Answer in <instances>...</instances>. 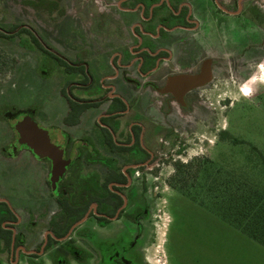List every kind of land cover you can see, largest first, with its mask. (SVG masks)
Wrapping results in <instances>:
<instances>
[{
	"label": "flooded vegetation",
	"instance_id": "1",
	"mask_svg": "<svg viewBox=\"0 0 264 264\" xmlns=\"http://www.w3.org/2000/svg\"><path fill=\"white\" fill-rule=\"evenodd\" d=\"M42 2L61 9L60 0H35L33 7ZM70 16L81 37L70 59L77 56L72 63L81 72L65 70V58L59 60L60 69L74 79L59 90L68 105L61 126H45L51 142L62 148L64 168L53 182L52 161L22 144L10 126L13 141L0 153L9 159L6 149L18 138L12 156L38 159L44 189L41 208L24 216L0 196V264H6L5 255L10 264L22 258L43 264V257L48 264H147L137 243L147 210L141 205L127 210L137 199L133 184L147 183L165 163L179 164L175 158L197 140L199 124L213 128V87L227 78L246 83L244 57L254 62L264 53V43L230 48L229 34L238 35L246 21L264 26V12L254 0H80L77 13H64L61 21ZM18 27L27 28L37 44L40 34ZM17 29L0 32L12 35ZM205 66V80L187 81ZM170 78L179 80L174 91L165 92ZM17 111L4 119L24 121L25 113ZM27 114L43 129L34 114ZM218 133L222 138L224 132ZM19 152L23 155L16 157ZM77 208L66 229L55 224V230L41 231L45 221H58ZM121 219L135 226V235L126 227L102 233Z\"/></svg>",
	"mask_w": 264,
	"mask_h": 264
},
{
	"label": "rangeland",
	"instance_id": "2",
	"mask_svg": "<svg viewBox=\"0 0 264 264\" xmlns=\"http://www.w3.org/2000/svg\"><path fill=\"white\" fill-rule=\"evenodd\" d=\"M33 1L0 0L1 31L27 26L40 34L37 44L26 34L0 37V107L34 114L38 126L50 131L45 126H61L68 107L59 90L74 79L73 73L60 69L59 60L65 58V70L81 72L72 63L77 56L70 59V55L77 54L81 39L77 22L74 16L61 21L64 13H77L80 0H60L59 11L44 2L37 3L36 10ZM254 1L264 12V0ZM262 25L241 23L238 35L229 34L230 48L239 44L254 47L255 43L260 48L264 43ZM82 40H89L88 35L83 34ZM34 44L45 51L35 52ZM244 60L246 83L227 78L211 90L210 100L217 112L213 128L199 124L197 140L192 141L186 154L175 158L179 164L165 163L148 175L147 183L133 184L137 199L127 210L135 205L147 210L137 238L147 264H264V248L233 225L234 211L229 212V222L224 220L221 208L229 200L233 207L234 200L264 197V53L254 62L249 56ZM224 99L225 105L221 103ZM10 126V121L0 120V148L13 141ZM218 132H224V138H218ZM19 145L15 138L6 149L9 159L0 153V196L24 216L27 211L36 213L41 208L38 197L44 185L37 158L12 156ZM78 213V208L69 209L58 221H45L41 231L55 230V224L66 229ZM121 227L136 234L135 226L124 219L102 233L109 235ZM6 257V264H10ZM41 260L48 264L44 257ZM18 264H26L25 259Z\"/></svg>",
	"mask_w": 264,
	"mask_h": 264
},
{
	"label": "trees",
	"instance_id": "3",
	"mask_svg": "<svg viewBox=\"0 0 264 264\" xmlns=\"http://www.w3.org/2000/svg\"><path fill=\"white\" fill-rule=\"evenodd\" d=\"M31 5L35 6L33 2H31ZM17 28L18 26L13 27L12 31H16ZM15 34H26L29 39L33 38L31 37L30 31L27 28H21L20 30L17 29V32ZM12 35H7L0 32V37H3L5 39L12 38ZM7 112L16 114V112L18 111L10 106H2L0 107V119H4V116ZM254 193V195H256V192ZM234 201L235 202L231 204L233 205V207L229 206V203L231 202L230 200L227 205H223L221 207L224 211V213L222 214L223 219L228 221L229 212L234 211L233 225H235V227H237V229L244 235L264 248V197H262V195H256L253 196V199L252 197H249Z\"/></svg>",
	"mask_w": 264,
	"mask_h": 264
},
{
	"label": "water",
	"instance_id": "4",
	"mask_svg": "<svg viewBox=\"0 0 264 264\" xmlns=\"http://www.w3.org/2000/svg\"><path fill=\"white\" fill-rule=\"evenodd\" d=\"M209 75L208 68L205 66L201 75L193 78H188L187 81L191 84H197L199 81L205 80ZM179 78H170L167 81L165 92L174 91V85ZM184 91V90H183ZM22 121L20 118L10 119L9 121L14 126L16 132L21 138V143L27 145L39 157L49 158L53 163L52 181L54 182L61 175L64 168L62 159V148L52 143L48 132L44 129H39L37 124L28 114L24 115Z\"/></svg>",
	"mask_w": 264,
	"mask_h": 264
}]
</instances>
